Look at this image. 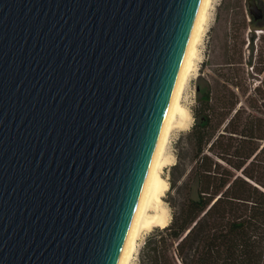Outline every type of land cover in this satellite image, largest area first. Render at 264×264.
Instances as JSON below:
<instances>
[{
	"label": "water",
	"instance_id": "1",
	"mask_svg": "<svg viewBox=\"0 0 264 264\" xmlns=\"http://www.w3.org/2000/svg\"><path fill=\"white\" fill-rule=\"evenodd\" d=\"M200 3L0 0V264H118Z\"/></svg>",
	"mask_w": 264,
	"mask_h": 264
},
{
	"label": "trees",
	"instance_id": "2",
	"mask_svg": "<svg viewBox=\"0 0 264 264\" xmlns=\"http://www.w3.org/2000/svg\"><path fill=\"white\" fill-rule=\"evenodd\" d=\"M211 93L200 77L171 168L172 219L147 236L139 264H264V99Z\"/></svg>",
	"mask_w": 264,
	"mask_h": 264
},
{
	"label": "rangeland",
	"instance_id": "3",
	"mask_svg": "<svg viewBox=\"0 0 264 264\" xmlns=\"http://www.w3.org/2000/svg\"><path fill=\"white\" fill-rule=\"evenodd\" d=\"M257 4L264 11V0H257ZM249 5L250 0H213L211 24L200 45L201 58L192 72L184 99L193 119L188 127L172 132L166 149L173 161L163 172L169 182L163 201L171 215V168L178 161V142L191 131L195 122L193 108L197 103L199 78L204 84L210 83L215 99L232 98L241 103L252 97L264 99V28H252L253 23L264 24V18L255 19ZM258 86L262 88L261 92L256 91ZM156 228L145 231L139 238L131 264H139L140 250Z\"/></svg>",
	"mask_w": 264,
	"mask_h": 264
},
{
	"label": "bare ground",
	"instance_id": "4",
	"mask_svg": "<svg viewBox=\"0 0 264 264\" xmlns=\"http://www.w3.org/2000/svg\"><path fill=\"white\" fill-rule=\"evenodd\" d=\"M212 5L213 0H201L164 124L118 264H131L138 250V240L145 231L153 227H164L171 221L172 215L163 201V196L169 189V182L163 172L173 161L166 149L172 132L188 127L193 119L184 99L192 72L201 58L200 45L211 24Z\"/></svg>",
	"mask_w": 264,
	"mask_h": 264
},
{
	"label": "flooded vegetation",
	"instance_id": "5",
	"mask_svg": "<svg viewBox=\"0 0 264 264\" xmlns=\"http://www.w3.org/2000/svg\"><path fill=\"white\" fill-rule=\"evenodd\" d=\"M263 14H264V11H263ZM263 18H264V16H263Z\"/></svg>",
	"mask_w": 264,
	"mask_h": 264
}]
</instances>
